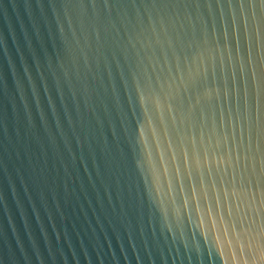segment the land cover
Segmentation results:
<instances>
[{"label":"water","instance_id":"water-1","mask_svg":"<svg viewBox=\"0 0 264 264\" xmlns=\"http://www.w3.org/2000/svg\"><path fill=\"white\" fill-rule=\"evenodd\" d=\"M0 264H264L261 0H0Z\"/></svg>","mask_w":264,"mask_h":264},{"label":"snow or ice","instance_id":"snow-or-ice-1","mask_svg":"<svg viewBox=\"0 0 264 264\" xmlns=\"http://www.w3.org/2000/svg\"><path fill=\"white\" fill-rule=\"evenodd\" d=\"M261 5H264V0H261Z\"/></svg>","mask_w":264,"mask_h":264}]
</instances>
